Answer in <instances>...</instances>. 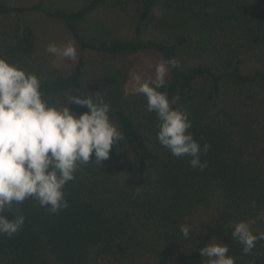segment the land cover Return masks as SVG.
<instances>
[{
    "label": "trees",
    "instance_id": "obj_1",
    "mask_svg": "<svg viewBox=\"0 0 264 264\" xmlns=\"http://www.w3.org/2000/svg\"><path fill=\"white\" fill-rule=\"evenodd\" d=\"M99 8L128 11L132 34L88 37L80 23ZM29 12L70 33L79 49L70 69L36 52ZM147 51L179 62L166 90L179 97L173 107L188 114L195 139L211 145L204 170L162 147L146 97L124 92L130 56ZM0 56L37 74L52 101L100 92L124 135L102 165L77 171L67 209L13 204L6 215L25 222L12 238L0 236V264H202L199 249L213 238L235 264H264V240L244 255L230 235L264 212V0H0ZM246 59L256 67L244 70ZM182 224L192 225L188 240ZM253 231L264 232V221Z\"/></svg>",
    "mask_w": 264,
    "mask_h": 264
},
{
    "label": "clouds",
    "instance_id": "obj_2",
    "mask_svg": "<svg viewBox=\"0 0 264 264\" xmlns=\"http://www.w3.org/2000/svg\"><path fill=\"white\" fill-rule=\"evenodd\" d=\"M46 52L71 61L77 60L73 41L60 46L49 43ZM175 58L161 59L155 75L142 80L137 74L136 92L146 97V111L160 121L156 133L159 144L174 157H190V167L204 170L201 160L211 145L201 143L189 131L188 114L173 107L179 97L169 98L166 90L170 69L178 68ZM164 89V90H161ZM86 108L78 113L70 106ZM112 107L100 92L81 96L79 89L52 101L46 97L39 76L26 72L0 56V236L12 238L25 222L24 216L9 218L13 204L33 199L50 214L69 207L66 186L76 179L81 166L102 165L114 146L121 145L124 135L111 118ZM264 221V212L233 226L231 238L241 245L244 255H252L264 232L256 233L253 225ZM185 240L192 234L191 224H182ZM202 264H235L226 244L215 238L199 249Z\"/></svg>",
    "mask_w": 264,
    "mask_h": 264
},
{
    "label": "rangeland",
    "instance_id": "obj_3",
    "mask_svg": "<svg viewBox=\"0 0 264 264\" xmlns=\"http://www.w3.org/2000/svg\"><path fill=\"white\" fill-rule=\"evenodd\" d=\"M34 0H15L16 3L28 5ZM59 3H66L67 0H57ZM35 35L36 52L43 56L49 64L55 67L70 69L75 61L68 60L59 56H51L46 52V46L49 43L64 45L68 41L76 42L58 21L50 19L37 12H29L25 16ZM81 30L89 37L99 33H107L109 35H122L128 37L132 34L130 27V14L126 10L121 9H103L99 8L89 12L80 23ZM77 47V53L79 49ZM160 54L156 52H139L131 55L129 59L130 70L124 85V92L131 93L136 90L137 74L141 79H148L155 75V65L161 60ZM256 67L253 60L246 59L243 63V69L249 71Z\"/></svg>",
    "mask_w": 264,
    "mask_h": 264
}]
</instances>
